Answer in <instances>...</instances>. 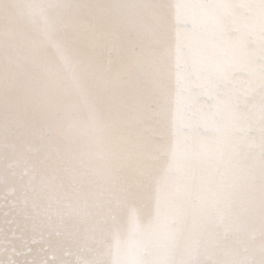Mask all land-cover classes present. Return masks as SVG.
I'll return each instance as SVG.
<instances>
[{
    "label": "bare ground",
    "instance_id": "bare-ground-1",
    "mask_svg": "<svg viewBox=\"0 0 264 264\" xmlns=\"http://www.w3.org/2000/svg\"><path fill=\"white\" fill-rule=\"evenodd\" d=\"M0 264H264V0H0Z\"/></svg>",
    "mask_w": 264,
    "mask_h": 264
}]
</instances>
